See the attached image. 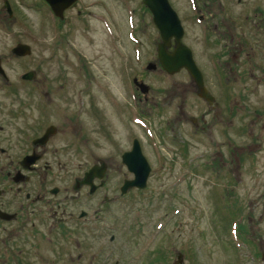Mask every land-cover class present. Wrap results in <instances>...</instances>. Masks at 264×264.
I'll use <instances>...</instances> for the list:
<instances>
[{"label": "rangeland", "instance_id": "1", "mask_svg": "<svg viewBox=\"0 0 264 264\" xmlns=\"http://www.w3.org/2000/svg\"><path fill=\"white\" fill-rule=\"evenodd\" d=\"M7 1L11 17L0 0L4 77L14 81L21 72L34 70L36 60L47 59L49 44L60 40L70 61L81 56L86 78L78 83L67 74L66 103L72 113L75 110L74 114L85 117V122L80 115L73 122L86 126L87 166L101 160L107 179L97 196L99 237L92 244L86 234L83 256L78 257L81 249L62 241L64 248L55 254L40 247L42 256L33 259L32 252L22 253L18 264H91L93 252L100 264H174L176 252L182 253V264H264L261 64L241 59V66H247L241 67L242 77L248 73L260 82L250 84L252 79L243 77L238 85L232 84L230 115L227 98L218 100L215 112L197 97L186 72L170 76L156 68L159 36L139 0H76L64 9L60 20L44 0ZM171 2L179 13L188 11L183 0ZM251 3L258 5L259 41L248 34L242 42L226 40L233 53L239 47L241 58L252 49L264 55V1L242 3L249 17L256 6ZM185 18L187 44L197 52L198 66L207 70L205 54L195 38L198 29L190 22V14ZM18 43L31 48L25 58L11 52ZM149 62L156 70L146 69ZM136 74L147 88L145 95H134L129 88ZM79 84L81 91L75 96ZM10 99L17 100L12 95L7 102ZM134 138L140 141L151 172L145 189L128 190L121 196L124 179L132 177L121 154L129 151ZM106 193L117 203L103 201Z\"/></svg>", "mask_w": 264, "mask_h": 264}, {"label": "flooded vegetation", "instance_id": "2", "mask_svg": "<svg viewBox=\"0 0 264 264\" xmlns=\"http://www.w3.org/2000/svg\"><path fill=\"white\" fill-rule=\"evenodd\" d=\"M244 1L193 0L192 13L200 21L195 27L198 29L195 38L206 49L202 54L208 63L207 70L201 67L204 83L217 103L227 98L228 115L230 87L246 78L240 74L241 67H247L241 66V59L254 66L258 62L264 64L262 50L258 53L252 49L241 58L239 47L233 53L226 43V40L242 42L246 34L259 41L261 26L255 23L258 5L251 8L249 17ZM59 42L49 44L47 59L36 60L34 70L22 72L32 71L30 79L16 77L12 81L0 75V264H18L22 253L32 252L33 259L44 251L55 254L57 249L64 248L62 241L81 249L78 254L81 257L86 252V234L92 244L99 237L101 202L97 196L107 185L99 186L96 178L89 186L83 183L92 165L87 166L86 162V126H75L73 117L80 115L84 122L85 117L74 114L75 110L71 112L64 92L69 85L67 74L78 83L82 77L86 78L84 59L77 56L70 61ZM233 66L240 67L238 72L232 70ZM45 68L51 70L44 72ZM233 73L236 75L232 76ZM188 84L197 92L193 81L189 79ZM81 86H75V96L80 94ZM10 95L17 100L7 102ZM218 107L207 105L215 112ZM104 198L107 203V193ZM96 257L93 252L91 264H100Z\"/></svg>", "mask_w": 264, "mask_h": 264}, {"label": "water", "instance_id": "3", "mask_svg": "<svg viewBox=\"0 0 264 264\" xmlns=\"http://www.w3.org/2000/svg\"><path fill=\"white\" fill-rule=\"evenodd\" d=\"M54 10L55 14L62 18L64 9L70 7L76 0H46ZM153 15V22L158 28L164 44L158 46L159 61L163 69L169 74L173 75L185 69L194 80L197 87V94L209 103L213 104V97L205 88L202 75L197 69L195 62L193 61L192 52L186 45L182 43L183 29L178 16L172 10L168 3V0H142ZM9 12L10 9L8 8ZM175 39V49L173 52H168L166 49L169 46L171 38ZM14 53L19 56H24L30 53V49L26 45H19L14 49ZM148 69H154V66L150 65ZM142 93L146 94L147 88L143 85H139ZM140 145L137 141H134L133 149L131 152L126 153L122 157L123 163L126 165L129 172L134 175V179L125 181L121 188L122 194H125L131 188L145 189L147 179L150 173V166L145 157L141 153ZM106 170V166L103 164L101 167H94L87 175L93 177L95 175L103 177ZM88 177V178H89ZM89 179L86 180V183Z\"/></svg>", "mask_w": 264, "mask_h": 264}]
</instances>
